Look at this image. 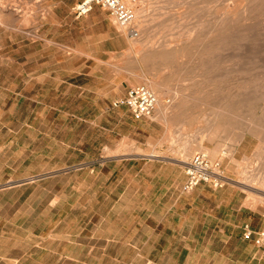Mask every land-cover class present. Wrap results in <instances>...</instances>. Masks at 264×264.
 Segmentation results:
<instances>
[{
	"label": "rangeland",
	"instance_id": "rangeland-1",
	"mask_svg": "<svg viewBox=\"0 0 264 264\" xmlns=\"http://www.w3.org/2000/svg\"><path fill=\"white\" fill-rule=\"evenodd\" d=\"M77 1L0 0V199H26L46 183L44 172L75 167L69 175L77 178L85 168H98L87 162L107 152L101 150L106 137L100 143L99 130L85 120L99 113L96 88L105 89L107 105L125 95V87H111L115 79L124 86L149 81L167 106L164 120L157 105L155 114L142 118L137 152L185 162L203 152L222 164L227 183L264 205V0H138L136 9L148 16L143 36L152 37L144 55L101 7L75 19ZM70 72L88 73L77 81L86 90L67 95Z\"/></svg>",
	"mask_w": 264,
	"mask_h": 264
},
{
	"label": "crops",
	"instance_id": "crops-1",
	"mask_svg": "<svg viewBox=\"0 0 264 264\" xmlns=\"http://www.w3.org/2000/svg\"><path fill=\"white\" fill-rule=\"evenodd\" d=\"M87 74L68 73L67 95L87 89L77 82ZM110 82L126 88L121 95L130 87ZM104 90L96 88L99 113L85 120L100 143L106 137L107 152L87 162L98 168L77 178L75 167L44 172L35 197L0 199V264H264V248L243 237L244 225L264 229V205L233 183L184 192L185 162L137 152L142 118L107 105Z\"/></svg>",
	"mask_w": 264,
	"mask_h": 264
},
{
	"label": "built area",
	"instance_id": "built-area-1",
	"mask_svg": "<svg viewBox=\"0 0 264 264\" xmlns=\"http://www.w3.org/2000/svg\"><path fill=\"white\" fill-rule=\"evenodd\" d=\"M137 0H79L72 12L76 18L87 15L94 6L104 9L114 23L123 28L131 37H137L139 30L134 26L136 20ZM114 105L127 106L135 118L150 117L157 105L155 93L144 84L130 86L125 95L114 102ZM186 180L183 191L190 192L201 182H211L214 187H221L229 177L224 173L219 162L210 161L203 152L195 153L189 161L185 162ZM243 237L253 239L254 243L264 248V229L253 231L248 225L243 227ZM144 264H157L147 261Z\"/></svg>",
	"mask_w": 264,
	"mask_h": 264
},
{
	"label": "bare ground",
	"instance_id": "bare-ground-1",
	"mask_svg": "<svg viewBox=\"0 0 264 264\" xmlns=\"http://www.w3.org/2000/svg\"><path fill=\"white\" fill-rule=\"evenodd\" d=\"M137 1H138V0H137ZM140 1H141V0H139V2H140ZM144 1H145V0H144ZM173 1H174V0H173ZM262 1H263V0H262ZM142 2H143V0H142ZM176 2H177V1H176ZM136 3H137V2H136ZM138 4H139V3H138ZM245 5H246V4H245ZM0 6H1V5H0ZM142 6H143V5H142ZM2 8H3V5H2ZM4 8H6V7H4ZM143 8H145V7H143ZM229 8H230V7H229ZM0 9H1V8H0ZM7 9H8V8H7ZM222 9H223V8H222ZM144 11H146V10H145V9H141L140 7H138V8L136 9V20H135L134 26L137 27V29L139 30L140 34H138V37H133V39H135L133 43L136 44V47L138 46V51L143 52V55L146 54V53L148 52V49H149L148 46H149L150 44L147 45V43H148V41H150V39L152 38V37H151V38L148 37V36H149L148 34H146V35H147L146 38H144V36H143L144 33H145V30H146V28H145L144 26H145V25H148L147 22H146L147 20L145 19V18L148 17V16L145 15V13H147V11H146L145 13H144ZM174 11H175V10H174ZM223 11H224V10H223ZM242 11H243V10H242ZM160 12H161V11H160ZM233 12H234V11H233ZM13 14H14V13H13ZM228 14H229V13H228ZM151 15H152V13H151ZM151 15H150V17H151ZM157 15H158V14H157ZM161 15H162V14H161ZM174 15H175V14H174ZM14 16H15V15H14ZM145 16H146V17H145ZM152 16H153V15H152ZM181 16H182V15H181ZM236 16H237V14H236ZM236 16H235V17H236ZM240 16H241V14H240ZM240 16H239V17H240ZM144 17H145V18H144ZM154 17H156V16L154 15ZM230 17H231V16H230ZM152 18H153V17H152ZM152 18H150V20H151ZM233 18H234V16H233ZM247 18H248V17H247ZM247 18H245V19H247ZM250 18H251V17H250ZM181 19H182V18H181ZM218 19H219V18H218ZM27 20H28V19H27ZM27 20H26V21H27ZM224 20H225V19H224ZM248 20H249V19H248ZM23 21H25V18H24ZM26 21H25V22H26ZM172 21H173V20H172ZM234 21H236V20H234ZM243 21H244V20H243ZM27 22H28V21H27ZM150 22H151V21H150ZM173 22H174V21H173ZM224 22H225V21H224ZM261 22H262V21H261ZM148 23H149V22H148ZM165 23H166V22H165ZM230 23H231V22H230ZM242 23H243V22H242ZM166 24H167V23H166ZM173 24H174V23H173ZM177 24H178V23H177ZM228 24H229V22H228ZM232 24H233V21H232ZM161 25H162V24H161ZM167 25H168V24H167ZM167 25H166V27H167ZM256 25H257V24H256ZM162 26H163V25H162ZM168 26H169V25H168ZM178 26H179V25H178ZM253 26H254V25H253ZM253 26H252V27H253ZM257 26H258V25H257ZM146 27H147V26H146ZM233 27H234V26H233ZM258 27H259V26H258ZM119 28H120V27H119ZM162 28H163V27H162ZM167 28H168V27H167ZM167 28H165V29H167ZM170 28H171V27H170ZM239 28H241V27H239ZM239 28H238V29H239ZM245 28H246V27H245ZM117 29H118V27H117ZM222 29H223V28H222ZM246 29H247V28H246ZM255 29H256V28H255ZM122 30L124 31V29H122ZM186 30H189V29H186ZM236 30H237V29H236ZM243 30H244V29H243ZM263 30H264V29H263ZM167 31H168V30H167ZM125 32H126V31H125ZM170 32H171V31H170ZM183 32H185V31L183 30ZM183 32H181V33H183ZM225 32H226V31H225ZM225 32H224V33H225ZM231 32H232V31H231ZM233 32H234V31H233ZM158 33H159V32H158ZM186 33H187V32H186ZM188 33H189V32H188ZM227 33H228V32H227ZM258 33H260V32H258ZM258 33H257V34H258ZM126 34H127V32H126ZM184 34H185V33H184ZM189 34H190V33H189ZM247 34H248V33H247ZM249 34H250V33H249ZM262 34H263V33H262ZM180 35H181V34H180ZM180 35H179V36H180ZM221 35H222V34H221ZM251 35H252V33H251ZM156 36H157V35H156ZM177 36H178V35H177ZM186 36H187V34H186ZM189 36H190V35H189ZM240 36H241V35H240ZM242 36H243V35H242ZM242 36H241V37H242ZM167 37H168V36H167ZM184 37H185V36H183V38H184ZM220 37H221V36H220ZM225 37H227V36H225ZM232 37H233V36H232ZM238 37H239V36H238ZM244 37H246V35H245ZM252 37H253V36H252ZM252 37H251V38H252ZM148 38H150V39L148 40ZM160 38H161V37H160ZM179 38H181V37H179ZM186 38H187V37H186ZM189 38H190V37H189ZM217 38H218V37H217ZM227 38H228V37H227ZM246 38H247V37H246ZM248 38H249V37H248ZM248 38H247V39H248ZM258 38H259V36H258ZM258 38H257V39H258ZM130 39H131V38H130ZM165 39H166V38H165ZM222 39H223V38H222ZM231 39H232V38H230L229 40H231ZM237 39H238V38L236 37V40H237ZM247 39L244 40V38H243L244 41H247ZM249 39H250V38H249ZM232 40H234V39H232ZM236 40H235V41H236ZM243 40H242V41H243ZM250 40H251V39H250ZM185 41H186V40H185ZM218 41H220V40H217V44H219V43L221 42V41H220V42H218ZM238 41H240V39H238ZM166 42H167V41H166ZM166 42H164V43H166ZM181 42H182V41H181ZM214 42H215V41H214ZM232 42H233V41H231V43H232ZM240 42H241V41H240ZM252 42H253V41H251V44H252ZM150 43H151V42H150ZM215 43H216V42H215ZM223 43H224V42H223ZM223 43L221 44V45H222V48H223V45H225V44H223ZM235 43L238 44L239 42H235ZM244 43H245V42H244ZM134 44H133V45H134ZM169 44H170V43H168V45H169ZM233 44H234V43H233ZM247 44H248V43H247ZM263 44H264V43H263ZM161 45H162V44H161ZM161 45H160V46H161ZM256 45H257V44H256ZM134 46H135V45H134ZM165 46H167V45H165ZM165 46H163V47H165ZM217 46H218V45H217ZM248 46H249V45H248ZM250 46H251V45H250ZM150 47H151V45H150ZM163 47H162V48H163ZM243 47H245V46H243ZM165 48H166V47H165ZM216 48H217V47H216ZM216 48H215V49H216ZM233 48H234V47H233ZM237 48H238V47H237ZM151 49H152V48H151ZM155 49H156V48H155ZM217 49H220V50H221V46L219 45ZM217 49H216V50H217ZM245 49H246V48H245ZM249 49H252V48H249ZM156 50H157V49H156ZM216 50H215V52H217ZM233 50H234V49H233ZM247 50H248V49H247ZM247 50H246V51H247ZM252 50H254V49H252ZM181 51H182V49H181ZM184 51H185V49H184ZM184 51H183V53H184ZM218 51H219V50H218ZM159 52H160V51H159ZM178 52H179V51H178ZM255 52H256V49H255ZM138 53H139V52H138ZM183 53H182V55H183ZM185 53H186V52H185ZM188 53H189V52H188ZM213 53H214V52H213ZM219 53H220V52H219ZM233 53H234V52H233ZM244 53H246V52H244ZM244 53H243V54H244ZM250 53H251V52H250ZM253 53H254V52H253ZM156 54H157V53H156ZM180 54H181V52H180ZM224 54H225V53H224ZM176 55H177V54H176ZM184 55H185V54H184ZM245 55H246V54H245ZM253 55H254V54H253ZM259 55H260V54H259ZM152 56H154V54H153ZM168 56H169V55H168ZM178 56H180V55H178ZM202 56H203V54H202ZM202 56L200 55V57H202ZM250 56H251V55H250ZM256 56H258V55H256ZM169 57H170V56H169ZM172 57H173V56H172ZM203 57H204V56H203ZM235 57H237V56H235ZM238 57H239V56H238ZM141 58H142V57H141ZM216 58H217V57H216ZM255 58H256V57H255ZM177 59H179V58H177ZM177 59H176V62L178 61ZM191 59H192V57H191ZM217 59H218V58H217ZM153 60H154V59H153ZM174 61H175V60H174ZM179 61H181V60H179ZM179 61H178V63H179ZM191 61H192V60H191ZM230 61H231V60H230ZM240 61H241V60H240ZM244 61H245V60H244ZM144 62H145V61H144ZM164 62H165V61H164ZM187 62H188V61H187ZM232 62H233V60H232ZM235 62H237V61H235ZM174 63H175V62H174ZM184 63H186V62H184ZM238 63H239V62H238ZM152 64H153V63H152ZM176 64H177V63H176ZM181 64H182V61H181ZM191 64H192V63H191ZM186 65H187V64H186ZM189 65H190V64H189ZM216 65H217V64H216ZM233 65H234V64H233ZM253 65H254V64H253ZM133 66H134V65H133ZM167 66H168V65H167ZM169 66H170V65H169ZM175 66H176V65H175ZM178 66H179V65H178ZM180 66H181V65H180ZM182 66H183V65H182ZM184 66H185V65H184ZM228 66H229V65H228ZM236 66H238V65H236ZM256 66H257V65H256ZM259 66H260V65H259ZM117 67H119V66H117ZM164 67H166V66H164ZM193 67H194V65H193ZM252 67H253V66H252ZM194 68H195V67H194ZM194 68H193V69H194ZM168 69H169V68H168ZM173 69H174V68H173ZM173 69L170 68V69H169L170 72H172L171 70H173ZM176 69H178V68L176 67ZM179 69H180V68H179ZM235 69H236V67H235ZM240 69H241V67H240ZM136 70H137V69H136ZM166 70H167V69H166ZM161 71H162V70H161ZM177 71H178V70H177ZM183 71H184V70H183ZM240 71H241V70H240ZM179 72H180V71H179ZM141 73H142V72H141ZM179 74H180V73H179ZM181 74H182V73H181ZM138 75H139V74H138ZM138 75H137V76H138ZM184 76H185V75H184ZM177 77H178V76H177ZM139 78H140V77H139ZM178 78H179V77H178ZM178 78H177V79H178ZM190 78H191V77H190ZM179 79H180V78H179ZM141 80H142V79H141ZM138 81H140V80H138ZM142 81L144 82V84H145L146 86H148V87L150 88L151 85H150V83H148L149 81H148V82H146V81H144V80H142ZM237 82H238V81H237ZM151 83H152V82H151ZM254 83H256V82H253L252 84H254ZM155 84H156V83H155ZM155 84H154V85H155ZM237 84H238V83H237ZM260 84H261V83H260ZM154 85H153V86H154ZM156 85H157V84H156ZM257 85H259V84H257ZM261 85H262V88H264V87H263V84H261ZM239 86H240V89H241V86H243V85L240 84ZM255 87H256V86H255ZM259 87H260V86H259ZM236 88H238V86H237ZM242 88H243V87H242ZM240 89L238 88V90H240ZM178 90H179V89H178ZM257 90H258V89H257ZM260 90H261V89H260ZM178 92H179V91H178ZM263 92H264V91H263ZM174 93H175V92H174ZM176 93H177V92H176ZM180 94H181V93H180ZM180 94H179V95H180ZM182 94H183V93H182ZM262 94H263V93H262ZM176 95H178V93H177ZM184 96H186V95H184ZM175 97L177 98V96H175ZM179 98H180V97H179ZM179 98H178V100H179ZM181 99L184 100L185 98L183 99L182 96H181ZM181 99H180V100H181ZM186 99H187V98H186ZM186 99H185V100H186ZM174 100H175V99H174ZM185 100H184V101H185ZM175 101H176V100H175ZM184 101H182V102H184ZM186 101H187V100H186ZM176 102H177V101H176ZM178 102H180V101H178ZM251 102H252V101H251ZM184 103H186V102H184ZM169 104H170V103H169ZM181 104H182V107H183V106H184L183 103H181ZM178 105H180V104H177L176 106H178ZM157 106H158V110H157L156 113H157V114H160L161 119H163V120L166 119V117H167V116H166V113H167V112H166L167 106L163 103V101L160 99V97L157 98ZM175 109H176V108H175ZM214 109H215V108H214ZM217 109H218V108H217ZM217 109H216V110H217ZM212 110H213V109H212ZM155 111H156V110H155ZM158 111H159V113H158ZM251 111H252V110H251ZM180 112H181V111H180ZM154 114H155V113H154ZM211 115H212V114H211ZM213 115H214V114H213ZM156 116H157V115H156ZM171 116H172V115H171ZM176 116H177V115H176ZM157 117H159V115H158ZM213 117H215V115H214ZM252 117H253V116H252ZM258 117H259V116H258ZM261 117H262V116H261ZM263 121H264V120H263ZM254 122H255V121H254ZM253 127H254V126H253ZM255 127H256V126H255ZM261 127H262V126H261ZM259 129H260V128H259ZM260 131H261V130H260ZM139 151H140V150H139ZM208 152H209L210 155H214V154L218 153V149L215 148V149L209 150ZM148 154H150V153H148ZM181 160H182L183 162H185L184 159L181 158ZM186 162H187V161H186ZM243 178H244V177H243ZM253 180H254V179H253ZM259 181H260V180H259ZM259 183H260V182H259ZM262 183H263V182H262ZM262 183H260V185H262ZM244 184H245V183H244ZM247 185H248V184H247ZM250 185H251V184H250ZM251 186H252V185H251Z\"/></svg>",
	"mask_w": 264,
	"mask_h": 264
}]
</instances>
